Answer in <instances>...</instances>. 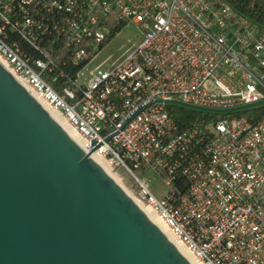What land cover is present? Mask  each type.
Listing matches in <instances>:
<instances>
[{
	"label": "built area",
	"instance_id": "2783aa9c",
	"mask_svg": "<svg viewBox=\"0 0 264 264\" xmlns=\"http://www.w3.org/2000/svg\"><path fill=\"white\" fill-rule=\"evenodd\" d=\"M128 24L142 38L78 83ZM0 61L202 264H264V21L231 0H0ZM170 104L217 117L181 125Z\"/></svg>",
	"mask_w": 264,
	"mask_h": 264
},
{
	"label": "water",
	"instance_id": "95a60500",
	"mask_svg": "<svg viewBox=\"0 0 264 264\" xmlns=\"http://www.w3.org/2000/svg\"><path fill=\"white\" fill-rule=\"evenodd\" d=\"M91 143L84 151L0 61V264H189Z\"/></svg>",
	"mask_w": 264,
	"mask_h": 264
},
{
	"label": "rangeland",
	"instance_id": "374dc122",
	"mask_svg": "<svg viewBox=\"0 0 264 264\" xmlns=\"http://www.w3.org/2000/svg\"><path fill=\"white\" fill-rule=\"evenodd\" d=\"M264 1V0H263ZM142 35L138 29L131 24L124 26L119 32L112 35L103 46L95 53L93 58L81 69L76 81L78 83L85 81L89 76V71L98 64L108 65L115 58H121L125 54V50L132 44H136ZM257 112L255 109L245 111V113ZM244 113V112H242ZM231 115V114H228ZM222 116V115H220ZM210 121V120H209ZM119 175L120 182L126 190L134 197L137 198V185L131 176L121 169L115 171ZM140 177H143L150 185L155 194L160 195L164 192L165 186L160 177L149 171H137Z\"/></svg>",
	"mask_w": 264,
	"mask_h": 264
},
{
	"label": "bare ground",
	"instance_id": "6f19581e",
	"mask_svg": "<svg viewBox=\"0 0 264 264\" xmlns=\"http://www.w3.org/2000/svg\"><path fill=\"white\" fill-rule=\"evenodd\" d=\"M20 83L35 97V99L46 109L51 117L69 134V136L85 151V140L83 137L74 130L67 119L52 105L48 104L45 99L31 88L27 82L20 76H15ZM90 156L115 180L121 185V187L134 199L140 209L148 216V218L162 231V233L168 238V240L178 249L182 256L189 264H202L195 254L182 242L176 235L170 230V228L160 219L156 211L140 200L134 198L121 184L119 175H117L108 161L98 152L92 151Z\"/></svg>",
	"mask_w": 264,
	"mask_h": 264
},
{
	"label": "trees",
	"instance_id": "16d2710c",
	"mask_svg": "<svg viewBox=\"0 0 264 264\" xmlns=\"http://www.w3.org/2000/svg\"><path fill=\"white\" fill-rule=\"evenodd\" d=\"M231 2L239 10L249 14L250 16L256 17L264 21L263 0H231ZM115 33L116 30L109 35L108 39ZM168 109L172 114V116L174 117V119L181 125L190 124L192 122L203 123L206 120L217 117L216 114L214 113H208L202 110H197L188 106L177 105V104H170Z\"/></svg>",
	"mask_w": 264,
	"mask_h": 264
}]
</instances>
